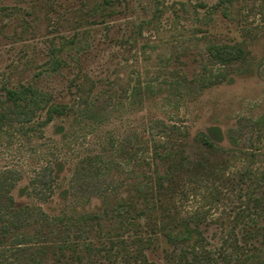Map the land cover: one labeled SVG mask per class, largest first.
Listing matches in <instances>:
<instances>
[{
	"label": "rangeland",
	"instance_id": "1",
	"mask_svg": "<svg viewBox=\"0 0 264 264\" xmlns=\"http://www.w3.org/2000/svg\"><path fill=\"white\" fill-rule=\"evenodd\" d=\"M95 1L0 0V96L35 85L78 109L92 85L89 116L47 122L40 110L0 127V186L17 205L70 223L147 195L159 224L172 213L202 236L196 245L146 242L142 226L108 217L72 231L83 257L84 243L109 248L113 235L93 264H259L247 254L264 249V0H113L104 13ZM209 42L241 43L245 56L221 67L205 53ZM212 126L223 133L219 149L193 141ZM96 169L113 175L106 194L68 191L74 175ZM28 255L2 261L35 264ZM45 256L41 264L57 262Z\"/></svg>",
	"mask_w": 264,
	"mask_h": 264
},
{
	"label": "trees",
	"instance_id": "2",
	"mask_svg": "<svg viewBox=\"0 0 264 264\" xmlns=\"http://www.w3.org/2000/svg\"><path fill=\"white\" fill-rule=\"evenodd\" d=\"M112 4L113 0H102L100 3L95 1L92 8L95 11L104 13L111 8ZM204 50L209 60L221 67L237 63L245 56V50L241 43L209 42L205 44ZM62 62V59L54 50L50 60L51 70H58L62 66ZM207 70L208 64L205 63L202 65V71L206 73ZM219 78L223 79L225 75L220 74ZM89 90L85 91L86 95H81L78 102L80 108L77 109L75 104L68 105L66 103L50 102L49 95L41 92L35 85L21 84L17 87H4L3 96H0V127L11 122H30L36 112L40 110H45V120L47 122L52 121L56 117L68 116L73 110H77L79 115L89 116L92 111L87 101ZM60 128L57 127V130L59 131ZM178 132L183 133L180 129H178ZM222 140L223 133L217 126L209 127L206 132L200 131L193 137V141L208 149H219V142ZM155 150L154 158H157L161 152L157 147H155ZM260 156H262L261 160L264 161L263 151ZM261 169L263 171V167L260 168V171ZM112 179L113 175L111 173L100 169H96L91 174H76L69 182L68 191L106 194ZM155 201L153 197L144 195L139 202L136 200L126 201L125 203L121 201L108 202L105 204L102 213L88 215L87 219H77L72 221L74 223H70L71 221H64L61 217L50 216L40 207L29 208L17 205L9 193V187L0 186V264H3L2 260L5 258L11 257V254L17 255L25 250L29 254L28 257L35 264H41L42 261L37 256L39 255L45 260L47 252L52 254L57 260L53 264H93L92 256L97 250L101 251L104 249L107 255L109 248H113V235L107 237L109 238V243H111L109 248H104L103 246L95 247L91 241L84 243L85 257L73 254L76 251L75 247L72 246L74 238L72 239L71 237L73 233L81 236L82 233L90 232L95 222L100 228L102 226L101 220L108 217L112 221L119 222V224H122L121 219L124 218L123 220L128 222L129 228H135L136 225L138 227L142 226L143 230L149 233L146 242H153L159 235L164 236L165 240L171 244L189 245L192 243V245H196L202 240L197 228L192 227L186 221L175 218L172 213L167 215L162 213L160 217L162 221L159 224L156 216L158 207ZM165 218H169L172 223L163 221ZM131 236L134 241L132 243L135 245L139 236L138 232L136 231ZM254 250L247 254V259L264 264V249ZM67 251L69 253L66 254ZM133 259L135 262L138 260L135 256H133ZM124 264H130L127 258Z\"/></svg>",
	"mask_w": 264,
	"mask_h": 264
}]
</instances>
